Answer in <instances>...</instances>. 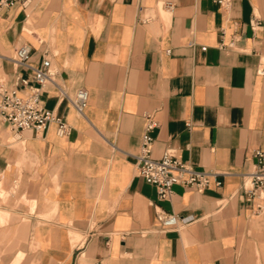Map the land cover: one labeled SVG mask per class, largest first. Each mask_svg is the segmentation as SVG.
<instances>
[{"label": "crops", "instance_id": "obj_1", "mask_svg": "<svg viewBox=\"0 0 264 264\" xmlns=\"http://www.w3.org/2000/svg\"><path fill=\"white\" fill-rule=\"evenodd\" d=\"M256 18L257 25L252 21ZM235 41L233 47L230 43ZM31 47L58 81L89 92L83 114L49 87L42 103L70 126L14 132L0 120V264H264V212L242 174L264 151V0H27L0 11V81L24 90ZM167 151L221 186L139 175L147 116ZM184 222L158 226L157 209Z\"/></svg>", "mask_w": 264, "mask_h": 264}, {"label": "built area", "instance_id": "obj_2", "mask_svg": "<svg viewBox=\"0 0 264 264\" xmlns=\"http://www.w3.org/2000/svg\"><path fill=\"white\" fill-rule=\"evenodd\" d=\"M27 0H0V11L3 7H11L16 4H25ZM222 8L231 7L234 0H215ZM252 25H257L256 18ZM235 39L230 47L235 44ZM31 47L21 46L12 57L14 65L30 68L33 71L31 80L22 79L24 90L17 85L7 86L0 81V120L8 124L16 133L24 130H33L39 133L45 132L51 124L56 123L61 134L70 131L68 123L54 110L47 109L42 103V95L53 87L58 91L61 101L70 102L76 110L83 114L88 105L89 92L86 88H80L73 94L66 86L58 81L59 70L54 66L49 57H45L39 67H34L30 62ZM258 73L264 75V65L259 66ZM158 126V121L151 115L147 116L145 133L142 137L141 147L138 153L132 154L138 167L139 175L158 190L160 199H170L173 195V186L176 184L198 189L221 186L222 181L219 171L198 170L183 162L171 151H167L163 157L155 158L152 153L154 142L153 131ZM253 157L256 159L254 169L242 174L244 198L255 204L254 212H264V151L255 149ZM158 226L162 230L174 229L184 222L176 213L157 209Z\"/></svg>", "mask_w": 264, "mask_h": 264}]
</instances>
